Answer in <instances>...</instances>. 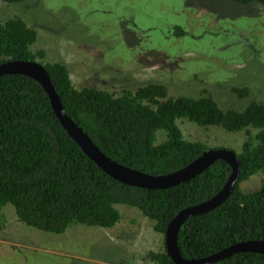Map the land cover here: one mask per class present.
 <instances>
[{"label":"trees","instance_id":"1","mask_svg":"<svg viewBox=\"0 0 264 264\" xmlns=\"http://www.w3.org/2000/svg\"><path fill=\"white\" fill-rule=\"evenodd\" d=\"M232 1L264 5V0ZM37 36L21 16L0 21V63L41 62L67 113L108 156L124 165L166 174L210 149L203 141L185 137L180 118L203 127L244 131L234 188L215 208L188 217L177 242L185 258L196 259L239 241L264 239V182L250 192L241 186L251 176L264 174V101L253 97L242 110L225 109L211 94L173 95L158 81L119 92L76 87L63 62L47 61L45 49L32 48ZM230 90L242 98L251 95L248 85ZM231 172V165L219 159L195 177L165 188L121 182L69 135L38 80L21 73L0 76V213L11 203L18 218L30 226L55 233L65 232L73 223L110 228L122 217L117 205L126 204L139 209L156 231L165 234L179 211L216 195ZM147 257L156 264H176L166 250L149 251ZM219 262L264 264V254L237 252Z\"/></svg>","mask_w":264,"mask_h":264},{"label":"rangeland","instance_id":"2","mask_svg":"<svg viewBox=\"0 0 264 264\" xmlns=\"http://www.w3.org/2000/svg\"><path fill=\"white\" fill-rule=\"evenodd\" d=\"M21 16L37 30L34 50L61 61L76 87L114 92L164 83L173 95L211 94L225 109L264 101V5L232 0H0V21ZM248 85L238 97L232 86ZM178 123L186 138L239 152L244 131ZM159 140L163 138L160 132ZM264 174L243 181L258 189ZM113 227L73 223L62 233L21 221L11 203L0 213V264H156L164 234L136 207L118 204ZM213 264H222L216 262Z\"/></svg>","mask_w":264,"mask_h":264},{"label":"water","instance_id":"3","mask_svg":"<svg viewBox=\"0 0 264 264\" xmlns=\"http://www.w3.org/2000/svg\"><path fill=\"white\" fill-rule=\"evenodd\" d=\"M21 73L38 80L49 95L52 107L69 135L79 144L106 173L121 182L146 188H165L188 180L205 171L216 160L227 161L232 172L225 186L210 199L188 206L179 211L165 230L166 252L176 264H213L237 252H258L264 254V239L239 241L218 252L202 258H185L178 247V234L184 221L191 215L209 211L227 199L239 178L240 159L230 148H210L190 164L166 174H151L124 165L108 156L91 137L72 119L64 108L61 96L53 80L38 60L12 59L0 63V76Z\"/></svg>","mask_w":264,"mask_h":264}]
</instances>
